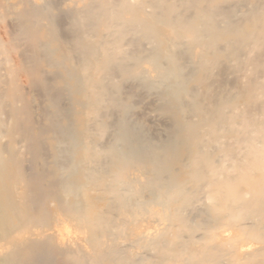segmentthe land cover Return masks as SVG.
<instances>
[{"label": "bare ground", "instance_id": "bare-ground-1", "mask_svg": "<svg viewBox=\"0 0 264 264\" xmlns=\"http://www.w3.org/2000/svg\"><path fill=\"white\" fill-rule=\"evenodd\" d=\"M0 1V264H264V0Z\"/></svg>", "mask_w": 264, "mask_h": 264}, {"label": "rangeland", "instance_id": "rangeland-1", "mask_svg": "<svg viewBox=\"0 0 264 264\" xmlns=\"http://www.w3.org/2000/svg\"><path fill=\"white\" fill-rule=\"evenodd\" d=\"M53 1H55V0H52V2ZM57 1H59V2H57ZM62 3H61V2ZM1 2V1H0ZM2 3V2H1ZM0 3V4H1ZM54 3V6H56V7H58V5H59V8H56L55 7V11L57 12V10H58V12L60 13H58L57 12V15H58V18H60V20L58 19V21H60L61 22V20H63V22L66 20V16H67V14L69 13V11H70V3L68 2V1H65V0H56L55 2H53ZM61 3V4H60ZM60 5H61V7H60ZM1 7H0V11H2V9H3V11L2 12H4V8H3V4L2 5H0ZM61 8H63V9H61ZM67 8V9H66ZM57 9V10H56ZM60 9H61V11L62 10H64L63 12H61L60 11ZM65 9H66V12H65ZM68 11V12H67ZM2 12H0V13H2ZM62 13H64V16H62L63 14ZM65 13H66V15H65ZM2 14H4V13H2ZM2 14H0V38H1V40L5 43L4 45V49H3V52L4 53H6V55L4 54L3 56H1L0 55V76L2 77V80H4L5 82H2L1 83V85H0V90L4 93V91L5 92H10V89L12 88V89H15V91L17 92V93H19V94H17V95H19L18 97H19V99L17 100V101H19V104H21V103H24L25 101H27L26 103L27 104H29V108H30V110H31V115H32V117H33V119H35V120H37V121H39L40 119V117H42L43 115H47L48 117H50V118H52V116H54L55 115V113L53 112L55 109H52L51 107H49V102H47V101H45L43 98H41V100H43L42 102H41V100H40V97L41 96H38L39 95V93L34 89V87H31L32 85L30 84V82H29V80H28V76H27V73L26 72H24V67H23V61L24 60H21V59H23V56H22V52L23 51H21V50H23V49H25V41H16L15 39H14V37H13V35H12V31L13 30H10V28L12 29L13 28V26H12V24H10V22L11 21H9L8 19H10L7 15H5V17L4 16H2ZM62 14V15H61ZM59 15H61V17L59 16ZM6 17H8V19L6 18ZM62 18V19H61ZM59 22V23H60ZM63 22H61L62 24H63ZM9 29V30H8ZM10 35V36H9ZM11 37V38H10ZM11 39H13V40H11ZM14 41V43H12V42ZM9 42V43H8ZM16 42H19V44L17 43V44H15ZM12 43V44H11ZM15 44V45H14ZM24 45V46H22V45ZM11 45H13V46H16L17 48L15 49V47H13L12 48V46ZM21 45V47H19ZM7 48V49H6ZM23 48V49H22ZM20 49V50H19ZM6 52H5V51ZM21 55V56H20ZM6 56V57H5ZM13 62V63H12ZM9 63V64H8ZM8 65H10V66H8ZM6 66V67H5ZM21 66V67H20ZM14 67H16V69H15V71L17 72L16 74L14 73ZM4 69V70H3ZM3 70V71H2ZM51 69H48V74H49V71H50ZM6 72V73H5ZM5 73V74H4ZM10 73H13V74H11L12 75V77H10L11 75H10ZM10 75V76H7V75ZM14 75H16V76H14ZM49 76H51V74L49 75ZM15 77H16V82H18V83H16L15 82ZM4 78V79H3ZM9 78V79H8ZM11 78H13V80H14V83L13 84H10L11 82H13L12 81V79ZM9 80H10V83H9ZM18 86H17V85ZM20 84V85H19ZM8 85V86H7ZM15 85L18 87H15ZM2 86V87H1ZM19 86H21L20 87V89H19ZM5 87V88H4ZM4 90H3V89ZM10 88V89H9ZM6 89V90H5ZM11 89V90H12ZM7 90H9V91H7ZM21 93H23V94H21ZM4 94H7V93H4ZM32 94V95H31ZM34 94V95H33ZM38 94V95H37ZM21 95V96H20ZM22 95L25 97V98H23L22 97ZM29 95H31L30 96V98H29ZM36 95H37V97H36ZM20 97H22L21 99H20ZM28 97V98H27ZM34 99H33V98ZM39 97V98H38ZM32 98V99H31ZM144 99V102H143V104H142V100ZM140 97V99L137 97L136 99H137V103H136V106H135V112H134V115H133V119H135L134 121H136V123H139V124H143V125H145L144 127L145 128H147V130H146V132L149 134V136L151 135V137L153 136V135H156V132H160V135H163L164 134V130L166 129V127H167V125H166V122L157 114V112H156V105L158 104V100H157V97L153 94L152 96H149V97ZM25 99V100H24ZM29 99V100H28ZM31 99V100H30ZM69 99V100H68ZM72 99V96H71V93L68 91V90H66V92H65V96H64V99H63V101L65 102H63V103H61L62 105L60 106L61 108H63V107H68L69 106V104H70V100ZM140 102H139V101ZM8 101V100H7ZM7 101H6V103H7ZM11 101H13V100H9V102H11ZM21 101V102H20ZM31 101V102H30ZM68 101H70L69 103H67ZM147 101V102H146ZM147 103V107L149 108V109H151V110H149L147 107H146V103ZM13 103V102H12ZM12 103H10V104H12ZM16 103V102H15ZM32 103V104H31ZM149 103V104H148ZM9 104V105H10ZM14 104V103H13ZM13 104L11 105V106H13ZM31 104V105H30ZM144 104H145V106H144ZM7 105V104H6ZM8 105V106H9ZM47 105V107H45V108H43L44 106H46ZM68 105V106H67ZM143 105V106H142ZM142 107H146V108H144L145 110H143V108ZM46 109H48V112H47V110ZM59 110L60 108L59 107H57L56 108V110ZM34 110V111H33ZM36 110V111H35ZM41 110H43V111H41ZM57 110V111H58ZM137 111V112H136ZM139 111V112H138ZM47 112V113H46ZM143 113V115H141L140 113ZM146 112V114H144ZM33 113H35V114H33ZM39 114L41 115L40 117H37V116H39ZM152 114V115H151ZM138 115V116H137ZM151 115V116H150ZM157 115V116H156ZM137 116V117H136ZM3 117L5 118V119H7V117H8V115H7V113H6V115L4 114L3 115ZM156 117V118H155ZM151 118V119H150ZM144 119H145V121H144ZM153 120H155L154 122H153ZM159 120H163L164 121V123H163V121H159ZM152 123H154L155 125H153ZM7 124H9V125H11V126H9L10 128V130H11V128H12V125H13V123L11 122H5L4 123V125L2 126V128L5 130V128H8V126H6ZM148 125V126H147ZM153 126V127H152ZM5 127V128H4ZM159 127V128H158ZM154 129H156V131L154 130ZM7 130V129H6ZM9 130V131H10ZM8 131V130H7ZM150 132H152V133H150ZM5 133H7L6 131H5ZM4 133V137L5 138H3L2 139V147L3 146H6V147H3V151L6 153V151H7V153H10L11 152V131H10V133L8 132V135H10V137H8V135H6ZM155 133V134H154ZM153 134V135H152ZM153 138L155 139V137L153 136ZM5 139V140H4ZM7 139V140H6ZM5 143V144H4ZM6 148H7V150H6Z\"/></svg>", "mask_w": 264, "mask_h": 264}]
</instances>
